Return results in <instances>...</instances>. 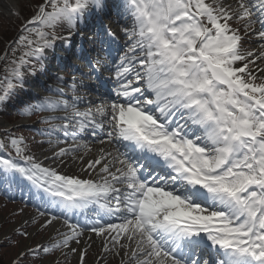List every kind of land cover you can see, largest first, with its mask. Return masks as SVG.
Returning a JSON list of instances; mask_svg holds the SVG:
<instances>
[{
    "label": "snow or ice",
    "instance_id": "1",
    "mask_svg": "<svg viewBox=\"0 0 264 264\" xmlns=\"http://www.w3.org/2000/svg\"><path fill=\"white\" fill-rule=\"evenodd\" d=\"M116 8L122 44L104 24L110 0H39L0 56V107L49 51L70 72L20 113L43 114L46 150L0 134V193L37 213L5 242L58 237L26 244L12 264L57 251L86 264L97 242L119 264H264V0Z\"/></svg>",
    "mask_w": 264,
    "mask_h": 264
},
{
    "label": "rangeland",
    "instance_id": "2",
    "mask_svg": "<svg viewBox=\"0 0 264 264\" xmlns=\"http://www.w3.org/2000/svg\"><path fill=\"white\" fill-rule=\"evenodd\" d=\"M37 2H39V0H19V17H17L16 15H7L0 8V56L4 54L6 49L15 48L17 46L14 43V38L18 36L19 30L24 21L29 19L33 14L32 5ZM114 19V16L111 15L109 22H113ZM58 31H60V29H58ZM78 39L79 38H77V40ZM246 47L251 48L252 45L248 44L246 45ZM55 53H61L59 47L56 49ZM55 53L49 51L46 59L43 62L45 64L50 63L54 65V68H51L50 71H47L44 65L34 63L29 66V72L25 75L23 87L16 88L12 98L8 102V105L6 107H2L3 110L0 107V134H3L5 131H7L13 136H23L26 142L29 144V147L37 155H39L41 151V149L37 147L39 142L45 141L44 149L46 150L48 148V145L46 143L48 137L42 136L40 133V130L45 129L47 125L37 122V115L43 114H33L31 116H26L21 115L20 113L24 106L29 102L30 96L36 95L38 93L46 95L44 91L46 87H51L50 85L51 80L53 79V71L55 73H61L60 75L64 76L66 79L69 77L70 72L64 67L65 63L59 64V58ZM74 62H77V60L75 59ZM47 68L50 67L47 66ZM4 76L5 62L0 60V81L3 80ZM46 77L48 79L47 84H40L39 88H36L34 86L35 83L33 82V80L38 82L39 79H46ZM53 84L56 85V81H54ZM28 90L29 92H27ZM31 90H34L35 93ZM2 138V135H0V139ZM15 195L21 197L18 192L12 194L13 199H9L4 194L0 193V264H12V261L17 257L18 253L24 248L26 244L35 246L37 242L43 241L46 245L50 246V238L51 240L58 239V237H51L52 235L49 233V231H47L41 233V235L37 236L34 240H22L19 247H17L15 243L5 242V232H7L8 236L12 237L13 241H15L16 239H20L19 237H15L12 235L11 228L14 224L18 226L22 216L26 217L37 214L36 208L33 204L26 202V199H15ZM21 208H24V213L22 214L19 211ZM14 212L18 214L15 216L12 215ZM98 250H100L99 247ZM97 253L98 251L96 252V254ZM90 255L92 256V258L95 256L93 253H91ZM42 260L44 262L51 261L52 264H57V262L58 264H77L78 258H76V256L69 255L68 259L65 260L64 256L57 251L48 255L41 254V257L39 258H35L29 255L23 261V264H41Z\"/></svg>",
    "mask_w": 264,
    "mask_h": 264
},
{
    "label": "bare ground",
    "instance_id": "3",
    "mask_svg": "<svg viewBox=\"0 0 264 264\" xmlns=\"http://www.w3.org/2000/svg\"><path fill=\"white\" fill-rule=\"evenodd\" d=\"M118 3H119V1H116V4H118ZM8 4L14 5L15 11H18L19 0H0V8L4 11L5 14L12 16L14 14L10 13L8 11V8L6 7V5H8ZM63 58H64V56H63ZM33 82L35 83L34 86L36 88L40 87L39 82H36L34 80H33ZM76 171H78V170H76ZM26 217H28V216H26ZM57 226H59V224H57ZM49 233L52 235L51 237H57L54 230H50ZM98 247H99L98 242L96 244L92 245V248L89 251L88 256L86 258V263H89V264H109V263L119 264V261H120L119 256H112V255L103 254V253H101V250H98ZM97 251H98V253L96 254ZM91 253H93L94 255L96 254V255L92 258V256L90 255ZM102 255L105 256L104 260L101 259ZM76 258H78V257H76ZM89 260H90V262H89Z\"/></svg>",
    "mask_w": 264,
    "mask_h": 264
},
{
    "label": "trees",
    "instance_id": "4",
    "mask_svg": "<svg viewBox=\"0 0 264 264\" xmlns=\"http://www.w3.org/2000/svg\"><path fill=\"white\" fill-rule=\"evenodd\" d=\"M1 109H2V107H1ZM1 109H0V110H1ZM2 110H3V109H2Z\"/></svg>",
    "mask_w": 264,
    "mask_h": 264
}]
</instances>
